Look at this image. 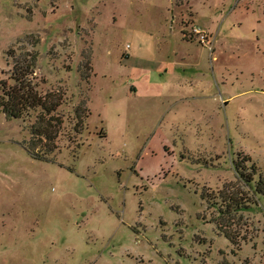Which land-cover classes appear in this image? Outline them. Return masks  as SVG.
I'll use <instances>...</instances> for the list:
<instances>
[{
  "label": "rangeland",
  "instance_id": "rangeland-1",
  "mask_svg": "<svg viewBox=\"0 0 264 264\" xmlns=\"http://www.w3.org/2000/svg\"><path fill=\"white\" fill-rule=\"evenodd\" d=\"M24 48L62 124L0 112V264H264V0H0Z\"/></svg>",
  "mask_w": 264,
  "mask_h": 264
},
{
  "label": "trees",
  "instance_id": "trees-1",
  "mask_svg": "<svg viewBox=\"0 0 264 264\" xmlns=\"http://www.w3.org/2000/svg\"><path fill=\"white\" fill-rule=\"evenodd\" d=\"M37 55L36 51L26 48L18 54L14 50L8 52L12 67L9 76L0 79V112L10 119H23L35 113V120L30 126L31 138L36 137L39 144L46 148L44 150L51 151L56 149L55 141L62 124L54 113L62 103L63 94L58 89L44 93L38 90L39 83L34 75ZM76 119L79 121L80 118L76 115ZM36 147L29 145L28 152L40 157V147ZM262 186L260 182L257 190L264 191ZM226 237L232 241L230 235Z\"/></svg>",
  "mask_w": 264,
  "mask_h": 264
},
{
  "label": "built area",
  "instance_id": "built-area-1",
  "mask_svg": "<svg viewBox=\"0 0 264 264\" xmlns=\"http://www.w3.org/2000/svg\"><path fill=\"white\" fill-rule=\"evenodd\" d=\"M194 32L197 33V34H200V30L198 29H194ZM199 41L203 42L205 41V36L203 34H201L199 37H198Z\"/></svg>",
  "mask_w": 264,
  "mask_h": 264
}]
</instances>
